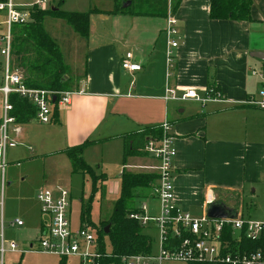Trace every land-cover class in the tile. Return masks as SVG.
<instances>
[{
  "label": "crops",
  "instance_id": "crops-1",
  "mask_svg": "<svg viewBox=\"0 0 264 264\" xmlns=\"http://www.w3.org/2000/svg\"><path fill=\"white\" fill-rule=\"evenodd\" d=\"M66 3L63 0L61 6ZM209 3L180 0L172 13L178 20L179 44L172 49L170 67L166 17L120 13L130 18L121 29L125 23L122 18L109 17L97 9L99 12L91 14L89 21L97 15L103 23L99 31L92 30L91 22L86 38L70 26L67 29L63 43L68 57L62 42L49 35L58 45L63 62L74 71L69 89L73 93L67 105L57 107V118L45 125L48 127L32 120L15 126L17 146L10 150L8 162L9 198L18 195L23 201L31 190L36 200L41 187H64L67 179L47 177L46 171L56 161L65 165L60 157L66 156L63 150L86 140L92 143L82 152L85 163L94 172L101 171L97 174H104L106 181L108 173H113L110 171L117 170L120 177L123 170L132 171L141 165L138 156L124 160L121 136L164 122L170 124L168 133L176 148L172 181L174 201L182 210L201 215L209 205L208 195L211 203H222L221 194L238 192L242 199L264 187V110L245 103L263 84L259 72L264 61L251 53L264 52V0H252L251 21L211 19ZM126 52L133 54L140 71L120 68ZM208 84L218 87L221 99L202 103L162 98L166 85L192 87L201 93ZM32 122L36 126L29 128ZM145 158L154 163L150 156ZM68 162L66 173L74 174ZM39 164L41 170L36 168ZM76 173L84 178L81 172ZM3 213L1 201V216ZM242 214L241 210L237 215ZM26 215L23 207L15 217L23 224L10 226L13 219H9L8 229L23 227L28 221ZM38 216L37 232L39 208Z\"/></svg>",
  "mask_w": 264,
  "mask_h": 264
},
{
  "label": "built area",
  "instance_id": "built-area-1",
  "mask_svg": "<svg viewBox=\"0 0 264 264\" xmlns=\"http://www.w3.org/2000/svg\"><path fill=\"white\" fill-rule=\"evenodd\" d=\"M54 5L51 0H0V94L2 112L0 116V179L5 183L4 174L6 154L17 146L14 132L17 121L11 115L12 105L9 95L16 94L35 108L31 119L39 125L50 124L54 107L67 105L72 91H57L45 88L29 87L25 84L21 71L11 63V46L15 25H25L32 21V12L46 10ZM167 39L166 58L171 66L173 51L179 44L178 20L171 13L166 16L164 30ZM120 67L129 72L140 71L141 66L126 52L120 59ZM263 84L256 95L245 103L264 110V71L259 72ZM169 76V74H168ZM53 97L55 100L53 101ZM162 98L164 101L195 100L206 102L221 99L220 91L211 97L204 92L188 87L179 88L166 85ZM162 135L147 139L143 152L150 156L154 165L150 168L156 174L151 184L149 198L157 203V209L151 211L147 202L135 206L128 218L137 221L142 229H154L157 232V244L152 242L149 252H141L121 257L109 264H170L173 262L198 263L217 262L225 264H264V216L260 219L244 218L236 215L231 218H211L206 211L193 215L179 208L174 199L173 160L176 156L173 137L168 133L170 124L160 125ZM16 133V132H15ZM39 205L40 224L35 242L28 251L57 255L58 257H76L79 264H99L102 256L98 238L90 230L86 221H80L75 228L70 221V190L64 187H41L36 193ZM211 203V195L206 197ZM1 204V202H0ZM23 222L15 218L10 226H21ZM229 235L226 237V232ZM153 241V240H152ZM245 242H261L262 247L255 250ZM5 240L0 234V254L4 253ZM11 251L17 249L13 241L8 243ZM109 250L105 248V253Z\"/></svg>",
  "mask_w": 264,
  "mask_h": 264
},
{
  "label": "trees",
  "instance_id": "trees-1",
  "mask_svg": "<svg viewBox=\"0 0 264 264\" xmlns=\"http://www.w3.org/2000/svg\"><path fill=\"white\" fill-rule=\"evenodd\" d=\"M180 0H174L171 5V14L175 12ZM63 0L59 1L56 6L46 10H35L32 12V21L25 25H15L13 28V41L11 46V55L19 58V65L25 69L27 77L24 82L29 87L45 88L57 91H68L66 87L67 80H63L68 65L63 62L62 53L56 42L49 36L43 26V20L46 16L63 19L74 32L86 38L89 34L90 15L98 13L96 8H89L84 12L63 11L60 6ZM143 3L138 8L130 10L128 7L123 8L114 0L115 13H129L132 15L166 17L167 7L159 12H149L147 9H141ZM252 0H210L209 17L215 20H234V21H251L250 8ZM55 8V9H53ZM264 71V62H263ZM207 93L214 97L219 89L214 84L206 86ZM12 105L11 115L18 123H27L35 115V108L25 99L16 94L8 97ZM58 109L54 107L53 119L57 118ZM162 135L160 125L143 127L140 130L133 131L122 135L124 141V160L127 156H143V147L148 138H157ZM92 141H84L78 145L67 147L63 153L69 158L72 164V172H81L88 174L91 179L92 191L96 189L97 177L93 169L85 163L82 158L83 150L89 146ZM102 180L106 179L104 174L97 175ZM156 179L155 173L147 172H126L123 170L120 176L119 196L113 204L112 213L98 233V241L102 256L99 264H109L118 261L121 257L133 255L141 252H149L152 247V239L142 233V228L137 221L128 218V213L133 210V201L136 197L134 190L137 188H147ZM90 201L82 204L80 211L81 221H89ZM91 224V223H90ZM108 232L105 233V227ZM229 235V230L226 232ZM108 239L110 250L105 253L104 238ZM249 248L255 250L262 247L261 242H245ZM65 259V258H64ZM61 259L60 264L65 260ZM188 264H225L217 262H198Z\"/></svg>",
  "mask_w": 264,
  "mask_h": 264
},
{
  "label": "rangeland",
  "instance_id": "rangeland-1",
  "mask_svg": "<svg viewBox=\"0 0 264 264\" xmlns=\"http://www.w3.org/2000/svg\"><path fill=\"white\" fill-rule=\"evenodd\" d=\"M61 0H51V4L56 6L57 3ZM119 5H123L126 0H116ZM130 5L128 8L133 10L134 8H138V5L143 3L141 9H147L149 12H159L164 10L165 6L167 7V11L170 10L171 5L173 4L174 0H129ZM89 8H96L101 11L102 14H108L109 17L117 15L123 19V24L120 25L121 29H124L129 23L126 19H130L128 16L123 18V15L120 13L114 12V0H67L66 5L60 6V9L63 11H77V12H84L87 11ZM95 14V13H94ZM154 21H161L159 19H153ZM90 22L93 31H99L100 25L103 24L101 20L97 18V15H93L91 21H89V32H90ZM106 23V22H105ZM43 26L46 32L53 37V39H59L62 42L64 47L63 52L66 54L67 51L65 46L66 44L63 43L66 41V34L67 29L70 27L67 23L61 18H54L46 16L43 20ZM102 26V25H101ZM70 31V30H69ZM257 40L259 37H255ZM264 41V38H261ZM69 55V54H68ZM67 56V54H66ZM68 57V56H67ZM66 57V58H67ZM3 61L2 56L0 55V62ZM11 63L14 67H17L25 79L27 74L25 69L19 65V58L11 55ZM121 68V67H120ZM122 69V68H121ZM67 80L66 87L70 89L72 84L74 83L75 74L74 71L68 66V70L63 77V80ZM2 95L0 94V116L2 112ZM47 125V124H46ZM36 124L33 122L29 124V128H34ZM42 127H48L43 125ZM42 143V142H41ZM40 143V145H41ZM42 147L45 148L44 143H42ZM147 154L139 159L141 165L137 166L132 171L126 169V172L131 173H153V170L150 168L154 165L151 163L148 158H145ZM64 159L62 165L57 161L50 164L49 171H46L47 177L56 178L57 176H63L65 180V188L70 190L71 194V201L69 207L70 213V221L72 226L75 228L79 225L80 219V211L82 204H87L90 201V213H89V221L86 223L89 225L90 230L98 236L97 231L105 226L107 223L112 210L113 204L117 197L119 196L120 192V177H118V171H110L113 173L108 176L106 181L98 178L97 173H101V171L96 170L95 175L97 177L96 180V189L92 191L91 186V179L88 174H83L84 178L78 174H67L66 173V166H68V161L66 156H60ZM10 150L6 154V166H5V176L4 180L5 183L1 186V179H0V202L2 201V208H3V215L0 214V234L4 235L5 239V246H4V253L0 254V264H60L59 259H64L62 257H58L57 255L52 254H45L41 252L35 251H28L29 243L35 242L36 235H37V224L39 220L38 216V208L39 205L34 199L33 192L31 190L26 192V199L21 201L19 196L17 195L15 198H9V190H8V177L10 175ZM37 170H41V166L37 165ZM94 171V170H93ZM63 173V175H62ZM65 173V175H64ZM121 176V175H120ZM6 178V179H5ZM106 181V182H105ZM105 182V183H104ZM151 186V185H150ZM147 188H137L134 190V194L136 195L133 206H139L143 202H147L151 211L157 209V203L154 200L149 198L151 187ZM220 205L228 208L229 212L234 213V216L238 214L239 211L242 210V216L244 218L250 219H260L264 216V187L258 188L255 194H246L244 197H240L238 192H231L225 193L220 195ZM224 204V205H223ZM23 207L27 210V218L25 225L20 227L19 229H8L7 222L10 219H14L18 216L23 209ZM242 208V209H241ZM231 209V210H230ZM0 211H1V204H0ZM8 212H10V217L8 216ZM142 233L148 235L154 242L157 244V232L154 229H142ZM13 241L17 244V249L13 252H10L8 248V243ZM105 248L110 250V246L108 243V239L104 238ZM59 258V259H58ZM64 264H79V260L76 257H68L64 259ZM170 264H185L183 262H173Z\"/></svg>",
  "mask_w": 264,
  "mask_h": 264
},
{
  "label": "water",
  "instance_id": "water-1",
  "mask_svg": "<svg viewBox=\"0 0 264 264\" xmlns=\"http://www.w3.org/2000/svg\"><path fill=\"white\" fill-rule=\"evenodd\" d=\"M130 5V1L126 0L125 3L122 5L123 8H127ZM55 9V8H53ZM251 56L260 60L264 61V52L255 51L251 53ZM55 100V97H53V101ZM206 215L211 218H231L234 217V213L229 212L225 207L220 205L219 203H211L208 205L206 209ZM108 225L105 227L104 232H108Z\"/></svg>",
  "mask_w": 264,
  "mask_h": 264
}]
</instances>
